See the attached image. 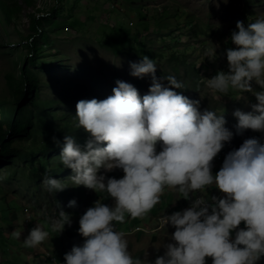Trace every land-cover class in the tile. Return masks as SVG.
<instances>
[{
	"label": "clouds",
	"instance_id": "1",
	"mask_svg": "<svg viewBox=\"0 0 264 264\" xmlns=\"http://www.w3.org/2000/svg\"><path fill=\"white\" fill-rule=\"evenodd\" d=\"M230 41L234 47L225 53L227 72L219 71L203 80L221 97L230 92L236 93V99H245L244 93L255 97L257 103L251 112H233L237 120L234 130L237 135L251 130L259 133L258 137H250L238 149L224 154L233 131L225 126L223 110L201 111L199 100L176 91L184 89L182 81L174 75L157 77L156 62L143 56L129 67L131 76L150 79L146 95L141 97L133 85L117 80L106 99L76 103L74 116H68L77 129L87 133V139L81 146L74 136L82 131H66L62 149L51 161L60 170L38 172V163L12 161L29 167L36 193L49 194L60 210L49 217V223L27 225L30 232L23 242L21 233L14 232L16 239L20 238L25 248H37L48 238L54 243L51 230L60 234L65 226H71L63 200L68 195V174L72 173L69 180L78 187L79 196H83L80 186L91 190L84 206L97 200L78 221L81 237H65L72 247L68 246L71 250L64 255V263H57L44 250L38 257L47 259L43 264H149L131 254L129 241L116 224H123L126 216L143 219L161 202L166 189L178 193L186 209L161 216V228L174 229L172 242L159 244L164 253L151 264H207V258L211 264H259L264 258V18L247 26L238 21ZM212 46L214 59L219 46ZM43 140L39 137L37 148L32 145L31 150L37 151ZM15 142L12 146H19L16 150L20 153L31 151ZM221 163L213 173V166ZM114 170H120L122 178L112 174ZM37 172L39 179L35 180ZM216 191L219 196L212 195ZM68 200V207L76 206L75 200ZM6 208L21 210L14 203L3 206ZM139 231L137 228L134 233Z\"/></svg>",
	"mask_w": 264,
	"mask_h": 264
},
{
	"label": "rangeland",
	"instance_id": "2",
	"mask_svg": "<svg viewBox=\"0 0 264 264\" xmlns=\"http://www.w3.org/2000/svg\"><path fill=\"white\" fill-rule=\"evenodd\" d=\"M5 1L16 2L23 11L13 18L11 25L0 12V105L3 104L0 108L13 103L15 94L11 88L20 82V67L28 51L26 37L34 32L31 20L45 18L37 37L43 51L33 70L39 76V99L54 103L60 115L73 117L80 100L106 99L117 80L133 85L141 97L146 95L150 79L131 76L129 65L147 56L157 64V77L174 75L182 81L184 89L176 91L190 100H199L201 111L220 113L223 110L225 126L233 131L231 141L223 148L224 154L238 149L242 141L259 136L251 130L237 135L234 130L237 120L233 112H251L252 105L257 103L255 97L244 93L245 99H236L235 92L221 97L212 93L203 79H210L219 71L227 72L225 53L234 47L231 32L238 21L247 26L255 19L264 18V0H33L31 8L23 0ZM54 10L56 15L50 16ZM111 40L118 44L108 46ZM212 44L219 46L214 59ZM119 45L123 46L122 54L114 49ZM7 75L14 81H6ZM252 87L260 90L254 83ZM18 143L27 150L33 149L27 138L15 142ZM222 163L213 166V173ZM112 174L123 176L120 170ZM72 175L68 174V195L63 200V211L70 215L71 226H65L60 234L51 230L52 241L58 249L51 245L49 238L37 248H25L14 232L21 233L22 241L30 232L27 225L49 223V217L60 210L49 194L36 193L29 167H23L20 161L12 162L7 168L0 167V260L3 263L43 264L47 259L41 261L38 257L44 250L57 263H64V255L71 250L68 246L72 247L65 237L80 236L78 221L97 200L92 199L85 208L84 200L91 190L80 186L83 196H79L78 187H73L69 180ZM212 195L220 193L216 191ZM68 198L76 201L75 207H68ZM102 202L111 203V200L102 199ZM10 203L17 204L21 210H4L3 206ZM187 205L190 206V201ZM185 209L180 195L166 189L161 202L147 216L143 219L126 216L125 222L116 224V228L125 233L131 254L151 264L164 253L159 244L172 242L174 229L166 226L164 231L160 226L161 216ZM137 228L141 231L134 233ZM82 239L79 240L83 243ZM207 264H211L210 258ZM259 264H264V258Z\"/></svg>",
	"mask_w": 264,
	"mask_h": 264
},
{
	"label": "trees",
	"instance_id": "3",
	"mask_svg": "<svg viewBox=\"0 0 264 264\" xmlns=\"http://www.w3.org/2000/svg\"><path fill=\"white\" fill-rule=\"evenodd\" d=\"M23 1L27 8L34 5L33 0ZM22 11L23 8L16 2L13 1L9 4L5 0H0V12L8 25H11L13 18L21 14ZM55 15L56 10L50 13V16ZM45 20V18L31 20L34 32L33 35L29 34L26 37L25 45L28 51L23 57V65L20 67V82L14 84L11 88L15 94L13 103L10 106L6 103L5 107L0 108V167L6 166L15 159H20L25 165L38 163L40 166L37 169L38 172L58 171L60 167L53 166L52 156L62 149L63 138L67 134L66 131L77 129L76 124L73 125L74 122L68 115H60L55 111L52 102L42 101L37 95L39 76L33 69L37 66L40 52L43 51L39 47L37 37L40 36L41 23ZM112 44H118V41L111 40L107 42L108 46ZM114 49L116 52L123 53V46L121 45ZM8 80L11 83L14 78L7 75L6 81ZM77 130L82 132L74 137L76 142L83 146L87 139V133L82 129ZM27 137L31 138L32 141ZM39 137H44V140L37 151L31 150L22 154L16 150L20 148L19 146H12L13 142L27 138L32 142L35 149L38 146ZM54 137H57L58 140H55ZM38 172L33 176V179H39ZM184 201L186 202V200ZM51 245L58 249L55 244ZM51 245L48 244V247H51Z\"/></svg>",
	"mask_w": 264,
	"mask_h": 264
},
{
	"label": "built area",
	"instance_id": "4",
	"mask_svg": "<svg viewBox=\"0 0 264 264\" xmlns=\"http://www.w3.org/2000/svg\"><path fill=\"white\" fill-rule=\"evenodd\" d=\"M222 160V157L221 156H218V161H221Z\"/></svg>",
	"mask_w": 264,
	"mask_h": 264
},
{
	"label": "crops",
	"instance_id": "5",
	"mask_svg": "<svg viewBox=\"0 0 264 264\" xmlns=\"http://www.w3.org/2000/svg\"><path fill=\"white\" fill-rule=\"evenodd\" d=\"M8 264H11V263H8Z\"/></svg>",
	"mask_w": 264,
	"mask_h": 264
}]
</instances>
